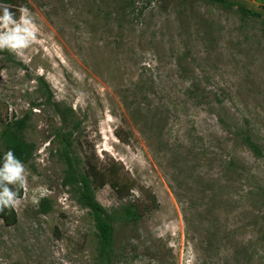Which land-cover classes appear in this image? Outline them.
<instances>
[{"label": "rangeland", "instance_id": "1", "mask_svg": "<svg viewBox=\"0 0 264 264\" xmlns=\"http://www.w3.org/2000/svg\"><path fill=\"white\" fill-rule=\"evenodd\" d=\"M227 1L0 0L38 27L23 55L0 51V132L26 117L35 147L0 212V264L98 262L63 184L68 109V155L116 218L110 264H264V0ZM130 204L138 220H118Z\"/></svg>", "mask_w": 264, "mask_h": 264}, {"label": "trees", "instance_id": "2", "mask_svg": "<svg viewBox=\"0 0 264 264\" xmlns=\"http://www.w3.org/2000/svg\"><path fill=\"white\" fill-rule=\"evenodd\" d=\"M203 1L219 5L227 9L234 6V3H229L227 0ZM237 9L243 16H259L241 5L237 6ZM41 84L46 87L43 81H41ZM47 99L51 101V95L48 92ZM60 114L63 127L69 128V131L60 132L57 134V141L63 146V154L65 155V163L67 165L63 184L65 186L72 187L78 195L79 203L91 211L98 243L99 259L96 264H110L112 256V244L114 240L113 223L116 218L108 214L107 211L95 200L88 179L79 174L76 168V163L69 157L68 153L71 146L70 138L73 134V130L79 127V123H74L71 126L68 125L67 118L72 114L70 109ZM26 121V117L17 119L13 123L6 125V127L0 132V141L4 147L3 154H0L2 163L5 153L9 150L13 151L15 156L20 159L23 164L28 163L32 159L35 147L31 143H27L23 138V132L26 128ZM245 143L255 155H261L257 144H255L249 137L245 139ZM47 204L48 202L45 199H42L39 202V211L41 213L45 214L48 212V208L46 207ZM139 217L140 216L135 211L134 205L131 204L123 207L117 214V218H119L118 220L126 223L136 222Z\"/></svg>", "mask_w": 264, "mask_h": 264}, {"label": "clouds", "instance_id": "3", "mask_svg": "<svg viewBox=\"0 0 264 264\" xmlns=\"http://www.w3.org/2000/svg\"><path fill=\"white\" fill-rule=\"evenodd\" d=\"M0 51L7 50L17 56L32 47L38 40V27L29 9L18 7L19 19L7 4H0ZM25 166L14 152L5 153L3 165L0 166V212L19 205V189L25 184ZM36 203L38 197L33 198Z\"/></svg>", "mask_w": 264, "mask_h": 264}, {"label": "built area", "instance_id": "4", "mask_svg": "<svg viewBox=\"0 0 264 264\" xmlns=\"http://www.w3.org/2000/svg\"><path fill=\"white\" fill-rule=\"evenodd\" d=\"M0 4H2V3L0 2Z\"/></svg>", "mask_w": 264, "mask_h": 264}]
</instances>
